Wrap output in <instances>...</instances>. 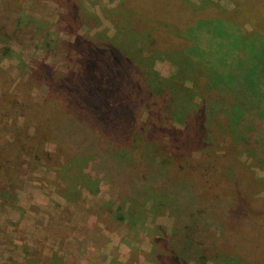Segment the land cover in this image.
Returning <instances> with one entry per match:
<instances>
[{"label":"rangeland","instance_id":"1","mask_svg":"<svg viewBox=\"0 0 264 264\" xmlns=\"http://www.w3.org/2000/svg\"><path fill=\"white\" fill-rule=\"evenodd\" d=\"M216 21L220 38L208 24ZM124 44L144 63L119 53L121 64L105 61L103 46ZM246 55L247 93L236 79L230 91L203 93L205 71L238 74ZM188 61L194 69L179 68ZM95 68L114 91L92 83ZM128 83L134 94L121 97L132 108L120 116L135 124L169 112L170 124L154 129L179 140L177 151L138 136L97 147L66 177L57 145L42 137L66 123L62 100L113 98ZM154 98H165L157 111ZM232 105L243 114L229 131ZM23 142L34 146L31 156L18 146L20 156L0 169V264H172L204 250L201 263L237 264L217 255L223 234L231 245L245 238L249 264H264V0H0V151ZM66 143L77 152L74 139ZM79 169L96 183L79 179ZM168 183H177L176 195L154 209ZM162 248L176 259L160 257Z\"/></svg>","mask_w":264,"mask_h":264},{"label":"trees","instance_id":"2","mask_svg":"<svg viewBox=\"0 0 264 264\" xmlns=\"http://www.w3.org/2000/svg\"><path fill=\"white\" fill-rule=\"evenodd\" d=\"M203 25L206 23H202ZM208 24H210L209 26L212 28V31L215 35H217L220 38V34L216 33V28H218V26H220V24L216 21V22H209ZM220 35V36H219ZM105 43L108 44H113L114 41L110 39L105 38ZM99 42V41H97ZM97 45H101V44H97ZM100 47V46H99ZM108 47V48H105ZM102 48L103 51L108 52V54L106 55V57L108 59H105V61H109L112 62L114 65L116 64H121L122 61L118 60L119 58L117 57V54L119 53L120 55H122L123 57H125L127 60H131L134 64L135 62H137V65L143 64L144 62L141 61H136V57L134 56L133 52H130V48L131 46L129 44H124L123 47H120L118 45H116V48H110V46H103ZM194 51L196 52V49L194 48ZM189 52L193 53V50H189ZM198 53V50H197ZM250 56H251V50L249 51ZM250 56L246 55V60L243 64H241L240 61V65H239V71L238 74H234L233 72H231V70L229 69L226 73L218 75L216 74V69L214 70V72L212 70H208L205 71V77H209V81L208 84L205 86V90L203 93L206 94H211L212 92H215L214 90H227L230 91L231 88L229 87L231 81L233 79H236L238 84L240 85V87H243L242 89H244L243 91L245 93L248 92L247 90V86L245 85V82L247 78L246 72L244 70V66L246 65V63L248 62V59ZM138 59V58H137ZM139 60V59H138ZM243 62V61H242ZM102 65V64H101ZM86 62L84 64H82L81 66V73L83 74L84 72H86ZM115 68V67H114ZM179 68H183L185 70H190L191 68H193V64H191L189 61L186 64H182L179 65ZM178 68V69H179ZM102 70H104V68H101ZM51 71H48V73H50ZM210 73V74H209ZM33 74H38V71L33 72ZM81 74V75H82ZM242 74L241 77H239L238 75ZM96 75V77H94ZM154 75V74H152ZM90 76L92 77L91 81L92 83L98 84V85H102L105 86L106 82H112L110 81V77L105 73V72H99L98 69L95 68V70H93L92 73H90ZM148 76V75H147ZM49 77L52 78L53 83L60 85V81H65V77L62 75H57V76H53V74H50ZM87 77V75L85 76V74L83 75V78ZM216 77V78H215ZM119 78L118 76H113V81H116V79ZM240 79V80H239ZM75 80V79H74ZM77 80H75L76 82ZM66 85V84H65ZM64 85V86H65ZM245 85V86H244ZM112 87V88H111ZM256 87L257 85L255 84V88L252 91V93H254V91H256ZM81 90L80 92H82L84 89L83 87H80ZM109 88H111V90H115V84L113 85L111 83V85L109 86ZM77 90H79V88H76ZM121 93H117V92H110V95L113 96V98H96V100L94 102H90L87 99H83V98H65L66 102H63L62 105V109L64 110L66 116L64 121H66V123H63L61 127V123L59 124V126H57L56 123H52L51 127L53 126V129H51L50 127L47 129L48 130V136H44L42 135V137L44 138H49L52 139V141L57 145V151L61 153V155L64 157V162L61 163L58 167L60 168V172L64 173V175L66 177H69L70 179H72V177L74 176L73 173L71 172V170H67L68 166L71 165L73 163L79 162L80 164L82 162H85V160H87V158L91 155L94 154L97 151V147H103V145H111V147L113 146H123V144L126 143V141L128 140L129 142H127V144H129L131 142V140L133 138H135L137 140L138 136H143L142 139L144 140L145 145H148L149 143V139L146 140V136L147 135H151L152 138H154V145L160 144L163 145V143H166L167 145H171V147H173V151H177L176 146H178L180 144V141L176 139V141L174 140V137H172V139H167L165 140L166 136L165 135H160L157 131V129H154L155 126H160V124H163V121L165 123L166 126H168L169 120L172 121L171 117H170V113H166L168 116H160V115H155L154 112H151V114L149 115L148 119L146 120V122H137L134 124V120L131 119V117L128 116H120V110H124V111H129L131 112V108L129 103L126 101L125 98L121 97L122 96H130L134 94V87L132 83H128L127 85H122L121 88H119ZM241 89V90H242ZM252 90V89H251ZM80 92H77L80 93ZM76 94V92H75ZM160 94V93H158ZM99 97V96H98ZM135 98V97H133ZM201 98H206L205 96H201ZM208 98V97H207ZM173 98H170V101L168 100V103L171 104ZM88 101L89 106L87 105H83L82 103H84L85 101ZM108 101V102H107ZM154 101L156 102L154 106V108L156 107V111L158 110L159 107H161L163 105V103L165 104V98H154ZM179 101V100H178ZM231 108L233 109V112H229L228 113V119H227V125H228V130H230V123H237V116H241L243 114V111L241 108L232 105ZM170 111V109H169ZM214 111V109H213ZM93 112L95 114H93ZM86 114V115H84ZM213 114V112L211 113ZM90 117L93 120V125L91 124V120ZM85 118L89 119L90 124H87V122L85 121ZM209 120L207 122H209V133H211V130L213 128L212 124H211V115L209 116ZM225 121V120H224ZM56 124V125H55ZM150 131H153V133H149ZM207 133L206 134V138L207 135H211ZM40 135L36 134V137L38 138ZM78 136V138H77ZM125 138V139H124ZM132 138V139H131ZM70 139H74V143L75 146L77 148H75V150H77L76 153L71 154V152H68L67 150L64 151V147L67 143V140ZM96 140L95 142L93 140ZM124 139V140H123ZM43 140V139H41ZM135 140V142H136ZM31 141V139H30ZM25 142L23 143H12L13 148L10 150L11 152H6L4 151H0V169L4 170L5 166L3 163V160L6 163H9L10 160L13 156H20L18 151H22L21 153H25L26 156H31V153H33L35 151L34 146L31 147L27 144L24 145ZM150 144V143H149ZM19 146L18 151H15L16 147ZM133 147V146H132ZM131 148V145L130 147ZM124 149L127 148H123V149H119L120 151H124L126 153V151ZM17 153H15V152ZM114 151V150H113ZM112 151V152H113ZM119 151V152H120ZM118 153V152H115ZM77 154V155H76ZM120 154V153H119ZM121 155V154H120ZM125 155V154H124ZM176 156V155H173ZM113 167H111L112 169ZM80 170V169H79ZM83 170V169H82ZM82 170L79 171L78 175L80 178L79 179H84V180H88V181H92L94 183H96L95 179H93L92 177H90L89 175L85 174ZM229 171H231V168H228ZM58 172V173H60ZM160 174H162L160 171H158ZM105 177H112L110 172H105ZM230 175H234L232 172H230ZM157 176V175H155ZM93 179V180H92ZM174 181H178L177 179L172 180V181H168V182H174ZM136 183V182H135ZM170 184V185H169ZM172 184H177V183H168V187L162 188L161 190V195H159V197L154 196L153 199V208L157 209L159 206V203L163 206L166 205L168 207L167 204V199L168 201L172 202V193H174V195H176V191L177 188L174 187ZM240 185V183H235L234 187L237 188ZM231 186H229L230 188ZM174 189V191H172L171 189ZM159 190V189H158ZM241 188L239 191H236V195L238 197V199L242 198L244 195V191ZM159 192V191H158ZM170 199V200H169ZM159 201V202H158ZM246 204H247V199H246ZM170 207V205H169ZM227 237V235H222L221 236V243L219 244V248L217 249V255H223L226 256L228 258H230V260L235 261L237 264H249L251 262H249V259L247 258V254L245 251V247H243V242L245 243V238L242 240L241 243H236V245H231L228 243L229 239L225 238ZM225 238V240H224ZM227 239V241H226ZM185 247V245L183 246ZM199 251V249H198ZM165 253V254H159L160 257L162 258H171V259H176V256H174V254L168 253L166 250H164L162 248L161 252L159 253ZM206 252H208V250H204L202 252L199 251V253H197V256H194L192 258L183 260V258L187 257L186 254H182V258L177 261L175 260L174 262H172V264H205L204 262L201 263V261H203V255H206ZM202 253V255H201ZM183 260V261H182ZM193 261V262H192ZM170 264V263H169Z\"/></svg>","mask_w":264,"mask_h":264}]
</instances>
